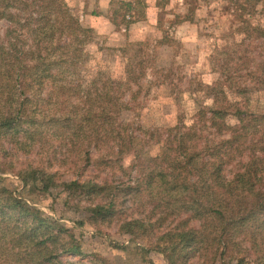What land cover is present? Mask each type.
<instances>
[{
	"label": "trees",
	"instance_id": "1",
	"mask_svg": "<svg viewBox=\"0 0 264 264\" xmlns=\"http://www.w3.org/2000/svg\"><path fill=\"white\" fill-rule=\"evenodd\" d=\"M193 2L185 1L187 12L175 16L174 25L193 22ZM226 4L227 9L235 7L233 17L239 25L226 34H239L242 54L231 64L222 63V83L207 86L202 103L210 106L195 113L198 127L186 132L175 126L166 129L150 144H162L157 148L163 151L142 159L147 142L120 122L122 112L129 109L121 104L123 92L130 83L139 88L141 80L133 77L131 61L123 76L96 66L83 78L78 70L94 50H86L93 43V30L79 23L70 3L0 0V23L5 24L0 37V173H15L24 188L44 192L60 188L68 197L96 199L87 209L90 223H110L120 213L124 197L134 202L145 199L151 205L147 221L139 217L119 229L137 237L138 231L164 227L153 250L167 264H215L218 257L234 255L235 264H264V23L249 20L264 19V0H226ZM121 5L131 13L130 2ZM143 65L142 61L136 65L141 76ZM45 89L44 100L56 103L55 111L64 116L39 120L28 110V99ZM205 125L208 136L200 146L197 141ZM52 137L67 141L77 157L70 180L59 181L43 167H12L17 158ZM128 158L135 171L131 183L96 182L85 176L90 165L119 163L120 170ZM121 192L126 194L121 197ZM2 207L23 219L22 227L14 220L8 225L0 215V224L14 234L8 244L14 246L16 241L18 248L22 243L17 230L25 236L27 243L19 249L26 255L20 258L24 264H65L60 260L64 254L83 256L69 228L26 206L0 178ZM35 253L40 257L35 259Z\"/></svg>",
	"mask_w": 264,
	"mask_h": 264
},
{
	"label": "rangeland",
	"instance_id": "2",
	"mask_svg": "<svg viewBox=\"0 0 264 264\" xmlns=\"http://www.w3.org/2000/svg\"><path fill=\"white\" fill-rule=\"evenodd\" d=\"M65 1L70 3L71 12L80 23L78 4L81 0ZM185 1L132 0L129 1L132 4V11L128 14L121 5V2L128 1L110 0L106 9V21L112 26L110 30L102 29L101 32L92 29L93 43L86 50L89 48L94 50L78 70L83 78H88L96 66L102 71L123 76L124 69L129 66L127 63L131 61L129 68L133 71V77L140 76L141 80L139 88L130 83L129 88L123 92L121 104H126L129 109L122 112L120 122L129 125L135 136L147 142L141 152L142 159L152 158L161 153L162 148L157 147L162 144L154 146L150 144L166 134V129L175 126L186 132L190 127H198L200 120H197L195 113L204 105H207V108L210 106L209 102L202 103L209 91L207 86L218 81L222 83V63L231 64L230 60L243 52L241 47L237 46L239 34L235 33L234 37L226 34L239 26L233 17L235 11L233 5L227 9L226 0H196L192 3L193 22L174 25L175 16L187 12ZM249 20L253 24L264 23L261 16ZM126 21L132 22L128 28L124 26ZM4 26V22H1L0 37L4 33ZM258 42L261 44V41ZM262 45L264 46V43ZM99 48L102 50L98 51ZM123 49L128 51L126 55L121 53ZM95 53L97 54L93 56ZM141 61L144 63L142 76L141 71L136 68L137 63ZM134 78L130 77V80L133 81ZM45 94L46 89L31 96L26 103L28 110H33L36 119L39 120L45 117L64 116V113L55 111L57 107L55 101H53L55 104H51L47 102L49 98L44 100ZM230 96L235 97V94ZM134 97L136 102L133 100ZM205 130L206 125L201 133L202 138L199 137L197 141L200 146L207 140ZM4 146L9 148L8 145ZM72 151V146L67 141L52 137L38 148L36 146L29 149L26 155H21L12 167H43L55 173V178L59 181L70 180L72 174L75 175L72 165L77 162V157ZM91 156L95 159L96 152L92 150ZM133 160L124 159L120 170L119 163L111 164L113 167H108V164L90 165L85 176L96 182L107 180L131 183L135 178L134 169L130 170ZM7 172L0 173V178L6 179V184L14 197L69 228L73 241L80 244L83 256L64 254L60 260L65 264H98L102 263V260L109 264H167L163 256L153 250V246L158 244L159 235L165 232L164 227L158 230L148 229L144 233L142 230L138 231L140 236L137 237L123 233L119 229L124 222L140 218L146 220L151 205L145 199L134 202L124 197L119 201V204L122 203L119 206L120 213L110 223H90L87 209L97 202L96 199L68 197L60 188L47 192L38 187L24 188L15 173ZM125 194L121 192L120 196ZM0 215L5 217L8 225L12 220L20 222L19 226L23 223V219L15 217L9 209L2 207ZM152 221L153 217L150 219V222ZM193 225L196 226L197 223L194 222ZM17 232L22 242L18 248L16 241L14 246L12 243L8 244V241L14 238L13 231L9 228L4 229V224H0V264H24L20 258L26 255L19 249L25 245V236L21 235V230ZM162 244L160 243L161 247ZM234 256L223 260L218 257L215 264H235ZM39 257V254H34L35 259ZM192 262H197V259Z\"/></svg>",
	"mask_w": 264,
	"mask_h": 264
},
{
	"label": "crops",
	"instance_id": "3",
	"mask_svg": "<svg viewBox=\"0 0 264 264\" xmlns=\"http://www.w3.org/2000/svg\"><path fill=\"white\" fill-rule=\"evenodd\" d=\"M109 1L110 0H81V3L78 4L79 7L81 6V8L78 7L81 25L97 32H101L102 29L110 30V26L112 25L106 21V9L109 7ZM125 1L129 2L132 0Z\"/></svg>",
	"mask_w": 264,
	"mask_h": 264
}]
</instances>
